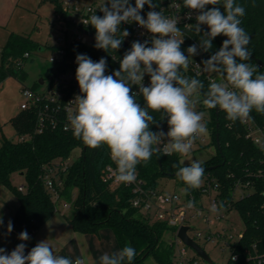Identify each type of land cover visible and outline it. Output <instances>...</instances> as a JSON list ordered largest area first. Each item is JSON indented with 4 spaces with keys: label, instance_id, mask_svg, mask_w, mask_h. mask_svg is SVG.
Instances as JSON below:
<instances>
[{
    "label": "clouds",
    "instance_id": "1",
    "mask_svg": "<svg viewBox=\"0 0 264 264\" xmlns=\"http://www.w3.org/2000/svg\"><path fill=\"white\" fill-rule=\"evenodd\" d=\"M146 4L153 10L145 19L141 11ZM183 5L190 10L187 19H192L193 10L197 13L192 27L200 36L199 45L187 48V56L181 50L184 38L179 37L184 33L178 27L180 17H165L154 10L157 6L153 0H135V6L129 0H105L99 8L103 15L94 13L84 22L95 29V48L106 52L117 51L129 35L127 30H120L121 23L135 22L151 34V46L148 40L134 41L113 74H106L105 58L94 62L85 54L76 56V80L81 95L74 99L76 110L68 116L69 125L74 138L87 147H107L116 165L114 179L118 183H134L137 165L158 153L157 145L163 144L165 155L188 156L196 140L208 132L203 122L206 113L196 111L198 104L207 109L218 107L233 122L249 119L253 109L264 114V73H259V65L245 62L251 59V37L240 26L245 8L235 0H183ZM220 35L226 37L220 49L203 60L202 67L197 65L201 71L216 73L220 78L219 82L211 80L205 92L204 83L195 77L188 78L182 69L188 68L189 57L201 50L208 52L213 39ZM145 75L150 77L148 86L143 83ZM133 86L139 91L133 92ZM137 96L143 98L144 106L137 102ZM150 112L161 113L167 119V132L150 130L151 125L160 128ZM180 163L184 166L173 165L178 169L175 175L186 185L183 194L189 195L190 190L201 186L205 170L198 160ZM194 206V199L186 204L188 209ZM224 207V202L214 203L210 210L216 213ZM12 229L9 221L8 233ZM18 238L30 239L27 231H22ZM26 247L20 243L10 253L0 247V264H88L84 256L72 259L57 255L47 240L37 243L27 254ZM136 254L134 247L125 244L117 251L103 253L98 264H132Z\"/></svg>",
    "mask_w": 264,
    "mask_h": 264
},
{
    "label": "trees",
    "instance_id": "2",
    "mask_svg": "<svg viewBox=\"0 0 264 264\" xmlns=\"http://www.w3.org/2000/svg\"><path fill=\"white\" fill-rule=\"evenodd\" d=\"M47 1L54 3L55 13L61 12L57 0H42V3ZM129 2L135 6V0ZM153 3L158 7L161 0H153ZM235 3L245 8V15L240 18V26L251 37L248 49L264 61V0H235ZM220 6L222 7V4ZM150 10L153 9H149L146 4L141 15ZM225 39L224 36L214 38L213 47L207 53L211 56L217 52ZM95 43L96 41L91 45L72 47L68 58L76 60L78 54H85L94 62L105 58L106 74H113L115 70H119L120 61L126 51L119 48L117 51L109 49L106 52L95 48ZM190 45L193 44L188 42L181 45L184 54ZM2 47L0 84L10 76L24 84L27 76L23 70L27 62L24 55L31 54L32 49L37 48L39 51L43 45L35 43L29 37L12 33ZM245 62L258 65L252 59ZM258 71L264 73V68L259 66ZM193 77L195 76H188V78ZM197 79L204 83L203 91L206 92L207 82L202 78ZM38 87V82L31 86L33 90ZM132 90L139 91L137 86H133ZM137 102L144 106L141 96H137ZM199 107L198 111L210 113V118L206 119L205 124L211 131V144L217 149L214 156L201 163L205 170L202 184L211 181L213 185H217L219 203L224 202L228 211L234 209L238 211L244 224L243 238L233 249L240 256L236 261L229 260L226 264H251L247 259V249L254 245L264 249V151L247 138L248 130L240 120L235 122L228 120L226 113L218 107L207 109L202 104H199ZM150 114L160 124V128L151 125L150 130H161L165 126L163 115L151 112ZM250 114L256 124L264 130V114L257 113L254 109ZM12 122L16 127L17 136L30 137L23 142L0 137V187L9 188L20 202L17 212L11 219L12 230L18 233L27 231L32 237L55 215L61 201L53 199L43 181V176L49 167L58 162H65L76 148H80L79 158L67 168L66 172L60 173L64 183L60 189V200L72 205L76 210L72 217L67 218L73 230L99 235L103 228L110 229L119 248L129 244L136 249L137 254L132 264H146L149 257H153L158 264H175L176 243L174 240H164L165 232L171 228L163 222L149 221L133 208L131 206L133 193L130 189L124 186L111 189L101 180L102 170L111 162L106 146L89 148L74 138L73 132L62 129H48L40 134L37 132L36 113L32 110L22 111ZM181 161L182 157L179 154L169 156L159 151L146 163L138 164L137 170L149 189H158L159 180L163 177L175 178L185 188L186 185L175 175L178 169L173 167V165L184 166ZM14 174H23L24 190L20 191L19 187L12 183ZM202 184L186 195L194 196L197 206H199ZM238 184H241L242 188L250 184L248 187L250 192L235 199Z\"/></svg>",
    "mask_w": 264,
    "mask_h": 264
},
{
    "label": "built area",
    "instance_id": "3",
    "mask_svg": "<svg viewBox=\"0 0 264 264\" xmlns=\"http://www.w3.org/2000/svg\"><path fill=\"white\" fill-rule=\"evenodd\" d=\"M57 1L61 6V12L54 13L55 17L58 19L57 28L62 35L58 39L59 44L43 45V48L38 51V53H41L46 48L50 49L51 53L48 60L53 65V69L49 70L47 77L39 78L38 83L40 79H43V83H39V86L41 87L33 90L31 87L23 85L22 89L25 102L21 104V110H32L36 113L37 132L40 134L48 129H62L67 132H72L68 116L75 112L76 103L74 99L77 95H81V93L76 80V69L78 65L76 60L69 59L68 55L70 49L76 45H91L94 43L96 35L95 29L90 24L87 25L84 22L94 13L98 16H102L103 13L99 8L105 3V0H102L101 3H85L77 0ZM176 5H179V7H176ZM156 11H160L165 17H180L178 27H180L181 32L184 33L183 37H179L184 38V43L182 45H185L188 42L199 45L200 36L195 32L194 27H192L196 22L195 16L197 13L193 10L192 19H187V14L190 10L184 7L183 0H161ZM148 12H145L142 15L145 19L147 18ZM201 27L203 30H207L206 26ZM120 30H127L129 32V35L123 38L120 47L124 51L130 50L134 41H140L143 43L145 40H148V46H151V34L148 33L146 29L140 27L137 23H121ZM117 36L121 37V34L118 33ZM2 48V45H0V54ZM31 57L32 55L30 53L24 55V58L27 60ZM114 57L116 58V55H114ZM208 58H210V55L201 50L199 54L195 56V59L189 64L188 70L185 71L182 69L185 76L202 78L207 84H209L211 80L219 82L220 78L218 74L201 71V62ZM198 64H201V67H198ZM19 66H21V64H19ZM143 83L145 86L149 85L150 77L148 75H145ZM206 121L207 120L204 117L203 122L205 123ZM241 122L248 130L247 138L251 139L264 151V130L256 124L251 114L249 119ZM162 130L165 132L168 131L166 118L165 126ZM29 139L30 137L28 135H20L18 136L17 141L23 142ZM211 141L212 138L210 137V143ZM207 145V139L202 135L196 140L193 149L189 154L193 153L195 150H203ZM156 147H159L160 151L163 153V144L157 145ZM68 167L66 161L62 163L58 162L54 166L49 167V170L43 176V181L46 187L56 201L62 202V200H60V189L63 187L64 183L60 173L66 172ZM115 168L116 165L112 161L106 165L102 170L101 180L109 185L111 189H116L121 186L130 189L133 193V197L131 198V206L133 208L142 213L149 221L166 223L167 226L175 230V264H201L202 258L198 256L193 249L195 255L190 256L187 248L181 246L183 242L177 236L179 229L183 226L189 227L190 220L193 218H201L204 224H206L208 230L205 233V239L207 242L223 240L224 244L229 247L231 252L229 260L236 261L239 258V253L235 252L233 249L237 242L243 238V231L237 234V238H235L233 234H226L225 230H218L216 232L211 231V228L216 225V221L225 217L221 212H229L227 207L225 206L222 211L216 212V218H212L211 215L213 212L210 209L207 210L201 202L203 197H207L210 208L214 203L219 205V188L217 185H213L211 181L202 184L200 190L201 196L198 201L199 206L195 204L194 208L188 209L186 208V204L190 199H194V196L187 197L185 195V197H182L176 193L170 194L159 189H149L147 188L145 181L140 177L138 170L136 173V181L134 183H118L114 179ZM249 185L250 184H246L245 188H242L241 184H238L236 192L240 189H248ZM19 190H24V187L19 186ZM64 206L66 208L72 207V205L66 203ZM190 212H193L192 216H189ZM188 232L187 235L189 236ZM20 233L21 232H19V234ZM201 237L202 234L196 232L194 238H190L196 242V238L200 239ZM246 255L251 264H264V249L262 250L260 246L258 247V245H254L252 248L247 249Z\"/></svg>",
    "mask_w": 264,
    "mask_h": 264
},
{
    "label": "rangeland",
    "instance_id": "4",
    "mask_svg": "<svg viewBox=\"0 0 264 264\" xmlns=\"http://www.w3.org/2000/svg\"><path fill=\"white\" fill-rule=\"evenodd\" d=\"M85 3H101L102 0H77ZM55 5L51 1L42 3V0H0V45H4L10 34H18L21 36L31 38L39 45L59 44L58 39L62 36L57 28L58 19L55 17ZM50 49L46 48L41 53L38 49H32V57L27 60L24 65V72L27 74L25 83H21L17 78L10 76L3 83L0 84V137L17 140L16 127L12 120L21 112V104L25 102V97L22 94L23 85L33 86L38 82L40 77H47L49 70L53 69V65L49 62ZM195 56L189 57V64L195 59ZM189 68V66H188ZM188 68L185 70L187 71ZM41 87V86H39ZM38 87V88H39ZM202 98V97H201ZM199 104L196 110H199ZM205 118H210L209 111ZM207 139L208 145L206 149L195 150L188 156H183L184 164L190 163L192 160H198L201 163L207 161L217 153L216 146L210 143L211 132L208 130L204 135ZM81 155V149L76 148L71 154L70 158L66 160L68 166L72 165ZM12 183L16 186L25 183L24 178L18 174L12 176ZM158 189L166 193H176L182 197L183 187L175 178L163 177L159 180ZM12 196L13 202L18 200L17 196L7 187H0V204L12 206V201L9 203H2L5 201L3 194ZM250 190H238L235 198L239 199L243 193H249ZM202 204L209 210L210 204L207 197L202 198ZM5 209V207L3 208ZM75 208H66L63 203L58 204V210L55 215L29 240L23 241L29 249H26L27 254L31 248L35 247L37 243L47 240L51 244L57 255L70 257L75 259L78 256H84L88 260V264H98L99 257L105 253H111L119 250V246L113 237V233L108 228H103L100 235L84 234L75 232L69 225L68 217L75 214ZM2 209H0L1 215ZM225 217L217 220L216 225L211 228L212 232L225 230L226 234H233L237 238V234L244 229L242 218L238 211L231 210L229 212L222 211ZM193 212L189 213L192 216ZM138 217V215H137ZM216 218V214L211 215ZM2 226V225H1ZM189 236L194 238V234L199 232L202 234L200 239L196 238V242L206 251L210 256L212 263L201 260V264H226L231 257L229 247L224 244L223 240H216L215 242H207L205 233L208 228L201 218H193L190 220ZM5 232V229H4ZM4 232H2L4 234ZM7 232V231H6ZM175 238V231L169 229L165 232L164 240L173 241ZM186 247L188 254L194 256L195 252ZM146 264H158L153 257L146 260Z\"/></svg>",
    "mask_w": 264,
    "mask_h": 264
},
{
    "label": "crops",
    "instance_id": "5",
    "mask_svg": "<svg viewBox=\"0 0 264 264\" xmlns=\"http://www.w3.org/2000/svg\"><path fill=\"white\" fill-rule=\"evenodd\" d=\"M21 177H23V176H21ZM19 186H23V185L21 184ZM3 196L5 197V201H3L2 203H4V202L7 203L8 202L7 198H8L9 199V203L12 201V206L8 207L7 205H3L1 207V204H0V209H2L1 215L3 217V224H2V226L0 225V247L5 248L6 251L8 253H10L12 250H14V248L18 244L24 243L23 241L19 240V238H18L19 237V233L17 231L12 230L11 233H8V231H7L8 223H9V221H11L12 217L17 212V210L19 208V205H20V202H19V199L16 200V202H13L12 196H9L8 194H5V192H4ZM64 204L65 203H63V205ZM4 207H5V209H3ZM70 208H72V207H70ZM69 225H70V223H69ZM4 229H5V232H4ZM2 232H4V234ZM113 237H114V235H113ZM114 239H115V237H114ZM26 249H29V247L27 246ZM26 249H25V253H26Z\"/></svg>",
    "mask_w": 264,
    "mask_h": 264
},
{
    "label": "water",
    "instance_id": "6",
    "mask_svg": "<svg viewBox=\"0 0 264 264\" xmlns=\"http://www.w3.org/2000/svg\"><path fill=\"white\" fill-rule=\"evenodd\" d=\"M223 11V9H222ZM220 37H223V35H220ZM251 53V52H250ZM186 56L188 53L186 52ZM251 59L254 60L260 67L264 68V61L261 59L257 58L255 55L251 53ZM40 84L43 83V79H40L39 81ZM218 115V112H217ZM219 147V143H218ZM23 176V174H21ZM190 230L188 226H183L179 229L177 236L178 238L188 247L193 249L198 256H200L203 260H205L208 263H212V260L210 259V256L206 253V251L199 245L197 244L193 239H191L188 235L187 232Z\"/></svg>",
    "mask_w": 264,
    "mask_h": 264
}]
</instances>
